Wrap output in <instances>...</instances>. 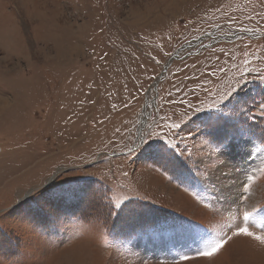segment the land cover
<instances>
[{
  "label": "rangeland",
  "instance_id": "374dc122",
  "mask_svg": "<svg viewBox=\"0 0 264 264\" xmlns=\"http://www.w3.org/2000/svg\"><path fill=\"white\" fill-rule=\"evenodd\" d=\"M241 72L259 99L264 0H0V264H264L252 237L203 257L188 251L196 233L173 227L179 216L228 231L235 206L220 194L235 198L253 175L248 226L259 234L264 223V143L217 157L179 103L215 113L223 105L206 107L209 92ZM165 117L180 135L158 127ZM249 122L264 130V119ZM149 132L174 154L144 153ZM69 185L87 195L41 196ZM109 200L136 211L109 215ZM157 212L159 224L139 229Z\"/></svg>",
  "mask_w": 264,
  "mask_h": 264
},
{
  "label": "snow or ice",
  "instance_id": "6c2138e0",
  "mask_svg": "<svg viewBox=\"0 0 264 264\" xmlns=\"http://www.w3.org/2000/svg\"><path fill=\"white\" fill-rule=\"evenodd\" d=\"M247 31V30H245ZM251 61H246L250 63ZM211 74V73H210ZM248 76L249 73L241 72L238 78H235L227 89L221 93L209 95L212 97V103L206 105L208 108H218L219 105H223L222 108H218L217 112H207L204 115H196L201 113L203 109L200 106L187 102L186 100H180L179 103L185 105V111L183 116L192 120L200 121L204 126L202 135H207L214 144L213 154L217 157L234 155H243L245 150L256 139H259L261 143H264V130L257 134L255 125L249 121L255 119L257 116L260 119H264V72L258 73L255 79L258 83L255 87L259 89L257 96H252L248 91ZM196 79H199L197 76ZM203 90V89H202ZM193 94H196V90H191ZM202 103H204L202 101ZM226 114V115H225ZM165 123L158 125L169 130L170 133H174L176 136L180 135L182 124L180 122H167V118H163ZM195 122V121H193ZM167 134V133H166ZM152 133L149 132L146 135H142L139 138L140 149L149 156H156L159 159H165L174 154L177 145L167 143H157L152 140ZM157 136L160 133H156ZM131 151V150H130ZM250 155V153H249ZM219 167H223L225 162L216 159L214 162ZM201 177L206 176L205 172L200 173ZM196 179V183L199 184L205 191L207 187L202 179L190 177ZM250 181H255V176H249L245 180L241 187L244 188V192L233 198L230 193H221L225 203L228 204V211L232 212V206H235L234 223L228 226V231L215 233L203 225H198L187 218L177 216L174 221L173 227L178 233L192 234L196 233L198 239L193 244L188 246L189 252H195L199 256L211 257L217 254L234 236H247L252 237L259 244L264 245V223H262L260 232L257 234L250 230L248 222L254 218V209H250L246 204V195L250 187ZM52 189H57L55 184L51 185ZM49 196L52 199H73L79 196H86L87 193L83 192L78 186L69 185V187H59L58 190L41 193V196ZM219 198L213 194V199L209 201L211 204L219 203ZM109 215L113 212L119 216H125L135 213L136 209L132 207L131 202L114 204L109 200L107 205ZM219 214V210H217ZM261 217H264V209L260 210ZM152 227V226H149ZM184 259H190L191 257L186 253Z\"/></svg>",
  "mask_w": 264,
  "mask_h": 264
},
{
  "label": "trees",
  "instance_id": "16d2710c",
  "mask_svg": "<svg viewBox=\"0 0 264 264\" xmlns=\"http://www.w3.org/2000/svg\"><path fill=\"white\" fill-rule=\"evenodd\" d=\"M155 215H156L155 217H160V218H155L153 216L152 218H150L146 222H144L143 225L139 229L149 230L152 227H155L157 225V223L159 224V221H162V219H163V216H162L163 214H160L157 212ZM149 226H152V227H149Z\"/></svg>",
  "mask_w": 264,
  "mask_h": 264
}]
</instances>
